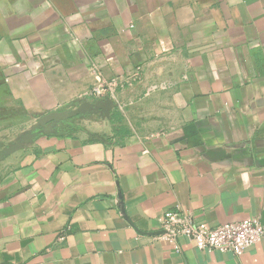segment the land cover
Segmentation results:
<instances>
[{"label":"crops","instance_id":"0c3cea01","mask_svg":"<svg viewBox=\"0 0 264 264\" xmlns=\"http://www.w3.org/2000/svg\"><path fill=\"white\" fill-rule=\"evenodd\" d=\"M178 209L264 225V0H0V264H264Z\"/></svg>","mask_w":264,"mask_h":264},{"label":"built area","instance_id":"2783aa9c","mask_svg":"<svg viewBox=\"0 0 264 264\" xmlns=\"http://www.w3.org/2000/svg\"><path fill=\"white\" fill-rule=\"evenodd\" d=\"M114 87L113 83H99L88 96L106 98ZM159 225L156 235L170 244L185 238L201 251L231 252L236 256L242 255L264 238V225L257 218L211 227L207 223L196 222L191 213L178 209L165 212L159 218Z\"/></svg>","mask_w":264,"mask_h":264},{"label":"water","instance_id":"95a60500","mask_svg":"<svg viewBox=\"0 0 264 264\" xmlns=\"http://www.w3.org/2000/svg\"><path fill=\"white\" fill-rule=\"evenodd\" d=\"M84 101V99H82ZM106 104L110 102V100L104 101ZM102 104V103H101ZM94 108L93 105L88 104L86 101L82 102V106L79 107L78 109L72 111V112H58L55 114H51L49 116H46L45 118L42 119L43 122H48V123H55V122H62L69 120L71 118H74L76 116H79L80 114H84L87 112L88 109Z\"/></svg>","mask_w":264,"mask_h":264}]
</instances>
